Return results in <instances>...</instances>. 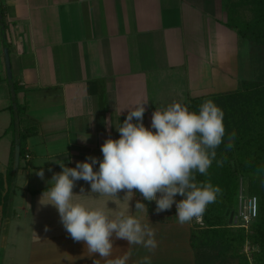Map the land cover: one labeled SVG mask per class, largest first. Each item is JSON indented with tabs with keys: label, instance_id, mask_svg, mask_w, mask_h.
Segmentation results:
<instances>
[{
	"label": "crops",
	"instance_id": "crops-1",
	"mask_svg": "<svg viewBox=\"0 0 264 264\" xmlns=\"http://www.w3.org/2000/svg\"><path fill=\"white\" fill-rule=\"evenodd\" d=\"M210 2L0 0L5 11L0 49L4 39L10 43L11 80L17 87L16 102L23 108L20 128L31 131L24 139L28 157L18 169L27 179L23 194L35 196L21 204L23 217L33 224L24 264H106L70 237L54 206L43 205L48 181L62 171L55 161L75 167L88 157L102 160L101 145L109 137L119 138L116 127L127 116L125 108L146 102L143 124L150 128L157 108L233 92L249 78L248 66L241 61L243 50L248 56V43L238 44L235 32L223 24L219 0L216 5ZM4 66L0 62V99L11 100L10 84L1 79ZM42 168L44 179L37 175ZM32 180L41 186L30 189ZM73 192L75 201L112 217L121 211L135 215L136 201L144 200L134 190L127 196L125 191L117 193L115 201H101L83 180L76 182ZM153 202L138 215L155 230L154 253L113 237L109 258L128 254L127 264H139L145 256L151 264H194L192 222L179 224L174 205L156 214Z\"/></svg>",
	"mask_w": 264,
	"mask_h": 264
},
{
	"label": "clouds",
	"instance_id": "clouds-1",
	"mask_svg": "<svg viewBox=\"0 0 264 264\" xmlns=\"http://www.w3.org/2000/svg\"><path fill=\"white\" fill-rule=\"evenodd\" d=\"M145 103L125 108L127 116L116 127L119 138L109 137L101 145L102 160L88 157L75 167L66 166L62 160L55 161L62 171L52 175L50 186L42 194L47 197L43 205L51 204L57 209L70 237L83 242L90 254H99L106 264H127L130 258L128 254L109 258L114 248L113 237L154 253L158 246L155 230L142 223L138 215L147 212V206L137 200L135 215L121 211L112 217L101 208H89L74 200L77 181L87 182L91 192L101 196L117 197L121 191L127 196L138 191L144 200L155 201L157 214L175 204V215L181 225L199 222L221 191L211 182L197 181L196 177L208 176L214 161L217 167H223L227 161L226 154L217 159V149L226 136L223 110L211 99L200 105L198 113L173 101L152 113L149 128L143 124ZM235 136L234 131L227 135L225 153L234 147ZM97 164L98 170H94ZM256 174H264V167H258ZM37 175L44 179L43 168ZM177 195L183 199L177 201ZM139 264H151L150 257H143Z\"/></svg>",
	"mask_w": 264,
	"mask_h": 264
},
{
	"label": "trees",
	"instance_id": "trees-1",
	"mask_svg": "<svg viewBox=\"0 0 264 264\" xmlns=\"http://www.w3.org/2000/svg\"><path fill=\"white\" fill-rule=\"evenodd\" d=\"M226 13L224 25L233 30L240 44L248 43L249 78L239 83L236 91L224 94L202 95L186 100L189 111H199L205 100H213L224 112L226 136L217 149V159L226 154L223 167H217L215 161L208 176L197 174V181L211 182L220 188L215 202L209 204L201 217V225L192 221L189 242L193 252L194 264H264V174L258 176L256 169L264 167V0H225ZM0 31L5 30L3 18L5 11L0 4ZM2 47L10 53V43L4 39ZM16 95V84L9 82ZM11 111L6 133L12 128V140L9 147L8 168L0 171V210L3 215L9 208L15 172L12 170L14 138L19 140V166L26 156L24 139L31 134L29 129L20 128L23 108L16 102ZM235 132L234 147L225 153L227 135ZM239 179L246 181L248 196L257 199V214L247 231L243 227H234L237 209ZM244 191V190H243ZM144 204L149 202L143 200ZM233 221L229 223V215ZM159 219V217H154ZM249 244L251 260L242 253L245 243Z\"/></svg>",
	"mask_w": 264,
	"mask_h": 264
},
{
	"label": "rangeland",
	"instance_id": "rangeland-1",
	"mask_svg": "<svg viewBox=\"0 0 264 264\" xmlns=\"http://www.w3.org/2000/svg\"><path fill=\"white\" fill-rule=\"evenodd\" d=\"M214 1V5L217 4L216 0H212L210 4H212ZM225 0H219V5H221V8L223 9V4ZM219 10V9H218ZM215 9V15L217 17L221 16L219 11ZM224 11V9H223ZM225 13V11H224ZM220 18V17H219ZM226 18V13L224 15V21ZM222 20V21H223ZM238 41V39H237ZM181 43V42H180ZM239 44V41H238ZM182 48V45H181ZM245 49V48H244ZM247 51L249 50V46L246 47ZM11 50V49H9ZM242 55V63L244 66H248V56H246V52L244 50L241 53ZM0 62H1V68L4 66V59H3V47L0 49ZM5 67V66H4ZM180 68V67H179ZM173 73V71H172ZM6 72L4 70L3 75L1 76V79H6ZM10 91V90H9ZM12 104V101L7 98L5 100L0 99V171L6 172L8 168V159H9V147L11 140L13 138L12 136V128L9 129L6 133H4L5 129L9 125L11 111L8 108ZM26 176L22 174L21 170H18L15 180H14V186L12 188V195L11 200L9 204V208L7 210V213L5 215L2 214L0 210V264H24L25 259V252L27 251L31 239L29 237V233L31 231V222L27 221L22 214L21 210V204L26 202H30V200L33 201L35 199L34 193H28L26 195L23 194V187H26ZM30 189L35 186H41L37 181H31L30 183ZM243 188L244 194L247 195L245 192L246 190V181L243 179H239V188ZM90 200H92L93 197L89 194ZM100 200L104 201H115L116 197H108V196H98ZM180 196L177 198L179 199ZM44 200H47L46 196H43ZM37 199L36 201H44ZM149 202V201H148ZM153 202V201H152ZM125 203L128 204L129 200L126 199ZM155 203V201L153 202ZM151 202L148 203L150 205ZM175 205V204H174ZM147 206V205H146ZM174 207V206H173ZM175 208V207H174ZM176 209V208H175ZM171 212V211H170ZM157 214V213H156ZM159 215H162L163 213H158ZM157 217V216H156ZM188 224V223H187ZM234 225V224H233ZM37 227V226H36ZM186 227V226H185ZM236 227V226H234ZM26 232L28 233V239H26ZM246 244V243H245ZM245 244L242 247V253L246 255V258L248 261L251 260V249L248 242H247V250H245ZM235 264V263H234Z\"/></svg>",
	"mask_w": 264,
	"mask_h": 264
},
{
	"label": "built area",
	"instance_id": "built-area-1",
	"mask_svg": "<svg viewBox=\"0 0 264 264\" xmlns=\"http://www.w3.org/2000/svg\"><path fill=\"white\" fill-rule=\"evenodd\" d=\"M28 157V154L25 156ZM183 199L179 197L177 201ZM175 207V205H174ZM176 208V207H175ZM257 214V199L255 196H248L244 194L243 188H240L237 199V209L234 216V226L243 227L245 231L248 230L250 223L254 220ZM197 225H201V219L199 222L193 220ZM247 243L245 244V250H247Z\"/></svg>",
	"mask_w": 264,
	"mask_h": 264
},
{
	"label": "water",
	"instance_id": "water-1",
	"mask_svg": "<svg viewBox=\"0 0 264 264\" xmlns=\"http://www.w3.org/2000/svg\"><path fill=\"white\" fill-rule=\"evenodd\" d=\"M0 18H1V16H0ZM3 59H4L6 77H7L8 82H10L11 78H12V74H11V68H10L9 52H8L7 47H3ZM10 96L12 99L15 97V92L13 90L12 85H10ZM12 104H13L12 107L15 108L16 103L13 102ZM19 150H20L19 140H18V137L16 136L14 138L13 161H12V170L15 173L17 172L18 165H19ZM225 213L229 215L228 221H229V223H231L233 221L232 220L233 219V213L232 212L229 213V211H226Z\"/></svg>",
	"mask_w": 264,
	"mask_h": 264
}]
</instances>
